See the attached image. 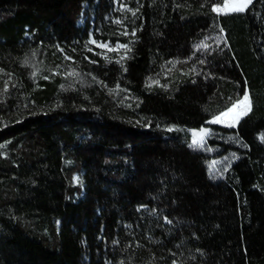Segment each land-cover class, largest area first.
I'll list each match as a JSON object with an SVG mask.
<instances>
[{
    "label": "trees",
    "instance_id": "trees-1",
    "mask_svg": "<svg viewBox=\"0 0 264 264\" xmlns=\"http://www.w3.org/2000/svg\"><path fill=\"white\" fill-rule=\"evenodd\" d=\"M112 3L0 0V264H264V0H130L132 40Z\"/></svg>",
    "mask_w": 264,
    "mask_h": 264
},
{
    "label": "rangeland",
    "instance_id": "rangeland-1",
    "mask_svg": "<svg viewBox=\"0 0 264 264\" xmlns=\"http://www.w3.org/2000/svg\"><path fill=\"white\" fill-rule=\"evenodd\" d=\"M117 21H119V23H117ZM104 23H105V26L107 27V30L113 31V33L120 35L124 37L125 39L132 40V35L134 33L135 18H134L133 8L130 5V0H113L112 7L109 10V13L106 14L104 17ZM92 27H93L94 32L90 34L88 41L91 39V40H95L97 44H107L110 48L114 50L109 51L107 48L97 47V44L88 43V48L91 49V51H93L94 53L98 54L101 57L115 60V61H120L122 58L125 57L126 55L125 51L128 48L127 43H124L121 41L101 40L100 38L95 36L98 33L99 34L102 33V29L100 28V26H96L92 23ZM118 45H127V48L118 47ZM212 119L213 117L208 120V123ZM209 124L228 126V124L225 122L209 123ZM236 125L237 123L235 124V126ZM169 128H171L172 131L189 132L191 136V140H190L191 143L194 139L193 131L199 132L201 128L208 129L207 134H205L203 139L200 140L198 144H196L199 147L203 146L206 139L210 137L211 135L210 134L211 129L209 126L201 127L199 129H184V128L177 127V126H167L165 127V130L168 131ZM219 162H220L219 159H214L211 163V168L217 166ZM230 162H231V159L227 158L226 160L222 161V165L227 166L229 165ZM74 178H77L75 179V182H76L78 180V177L75 176Z\"/></svg>",
    "mask_w": 264,
    "mask_h": 264
},
{
    "label": "snow or ice",
    "instance_id": "snow-or-ice-1",
    "mask_svg": "<svg viewBox=\"0 0 264 264\" xmlns=\"http://www.w3.org/2000/svg\"><path fill=\"white\" fill-rule=\"evenodd\" d=\"M252 3V0H223L222 5L217 3L213 5L212 11L217 14H231L244 12L249 4ZM119 23V21H117ZM222 31V30H221ZM135 33H133L134 35ZM88 43L97 44L95 40H89ZM97 47L107 48L109 51L114 49L110 48L107 44H97ZM118 47L127 48V45H118ZM91 51V49H89ZM65 59H70V57L65 56ZM55 74V73H54ZM35 75V73H33ZM70 75H75V73H70ZM47 79V77H45ZM6 90V89H5ZM252 109V101L250 98V93L247 88L244 89L243 95L234 101L231 102L230 106L225 110L220 111L219 115L213 117L209 123H222L225 122L229 127L235 126L236 123L242 118V116H246ZM168 131H172L171 128ZM208 129L201 128L199 132L193 131V141L192 144L196 145L200 140L203 139L204 135L207 134ZM77 179V178H74ZM175 264V261H173Z\"/></svg>",
    "mask_w": 264,
    "mask_h": 264
}]
</instances>
